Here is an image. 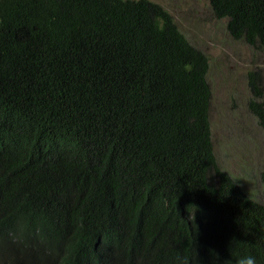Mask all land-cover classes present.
<instances>
[{"label":"trees","instance_id":"1","mask_svg":"<svg viewBox=\"0 0 264 264\" xmlns=\"http://www.w3.org/2000/svg\"><path fill=\"white\" fill-rule=\"evenodd\" d=\"M209 1L264 50V0ZM210 66L151 0H0V264H264Z\"/></svg>","mask_w":264,"mask_h":264},{"label":"rangeland","instance_id":"2","mask_svg":"<svg viewBox=\"0 0 264 264\" xmlns=\"http://www.w3.org/2000/svg\"><path fill=\"white\" fill-rule=\"evenodd\" d=\"M151 1L169 11L208 56L210 122L219 164L248 195L264 202V122L251 106L254 101L264 109V50L233 38L228 19L217 18L209 0Z\"/></svg>","mask_w":264,"mask_h":264},{"label":"clouds","instance_id":"3","mask_svg":"<svg viewBox=\"0 0 264 264\" xmlns=\"http://www.w3.org/2000/svg\"><path fill=\"white\" fill-rule=\"evenodd\" d=\"M234 264H255V258L253 256H242L237 258Z\"/></svg>","mask_w":264,"mask_h":264}]
</instances>
